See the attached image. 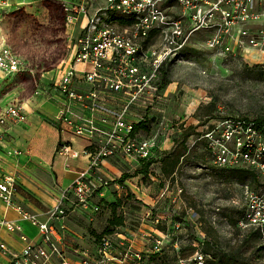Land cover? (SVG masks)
<instances>
[{
	"label": "built area",
	"instance_id": "built-area-1",
	"mask_svg": "<svg viewBox=\"0 0 264 264\" xmlns=\"http://www.w3.org/2000/svg\"><path fill=\"white\" fill-rule=\"evenodd\" d=\"M81 1L75 6L63 5L67 11L66 24L76 19L78 7L85 16L82 28L71 40L68 62L51 77L40 74L43 78L36 80L34 94L57 104L51 119L60 135L56 154L64 166L68 167L71 160L81 156L85 157V165L59 191L55 202L42 214L43 219L15 202L14 174L0 175V201L21 220L35 226L39 234L38 240H30L18 223L1 217L0 227L17 232L22 242L21 248L14 250L0 240V252L7 258L6 264H48L52 259L59 264H71L61 250L68 215L75 209L98 212L100 202L93 201L95 196L114 184L125 187L103 174V160L120 155L147 162L154 155L157 144L153 137L146 135L142 125H147L157 104L166 100V92L160 88L162 63L170 52L182 46L185 34L203 35V49L214 56L240 57L247 62L264 64V0ZM11 3L14 1L0 0V8ZM174 4L180 6L179 12L176 17H170L169 9ZM156 35L163 37V41L152 43ZM30 70L12 47L0 43V81ZM23 104L0 100V148H5L7 154L21 153L16 147H7L5 133L11 125L26 120ZM238 124L239 132H256L252 124L242 120ZM228 134L225 133L226 138ZM73 139L82 140V146L75 147ZM242 139L234 137L235 146L240 156L250 158L245 150L251 143ZM217 156L219 162L226 159L223 154ZM250 208L243 217L245 225L256 229L264 226V211L255 204ZM173 227L177 229L178 225ZM172 234L173 231L163 237ZM113 237L114 233L101 234L95 242L94 256L82 254L77 264L124 263L126 259L141 262L142 252L134 250L131 244L115 253ZM164 240L154 238L151 250L162 249ZM206 255L198 249L192 258L196 264H202Z\"/></svg>",
	"mask_w": 264,
	"mask_h": 264
},
{
	"label": "rangeland",
	"instance_id": "rangeland-1",
	"mask_svg": "<svg viewBox=\"0 0 264 264\" xmlns=\"http://www.w3.org/2000/svg\"><path fill=\"white\" fill-rule=\"evenodd\" d=\"M81 2L22 0L0 8V43L12 47L31 69L1 84L0 96L19 103L29 99L31 113L47 112L46 102L31 95L36 80L43 78L40 74L51 77L68 62L76 30L66 24L63 5ZM179 8L170 6L169 16L176 17ZM78 11L75 14L81 15ZM184 37L182 46L162 63L160 88H166L165 75L166 100L142 125L156 144L167 136L171 148L156 152L149 162L134 161L122 168L153 200L146 221L154 231L147 236L140 264H196L192 256L198 249L207 254L202 264H264V226H246L243 218L253 204L264 211V64L214 56L203 49V35ZM162 41L160 35L153 36L152 43ZM241 120L256 132H239ZM240 136L251 143L245 150L250 158L239 155L233 138ZM219 154L224 162L216 159ZM11 172L20 189L33 184L25 169ZM118 205L140 212L143 201L132 195ZM135 214L124 215L120 208L114 216L136 230L141 219ZM105 231L102 227L95 238ZM159 237L165 239L162 249L152 251L153 239Z\"/></svg>",
	"mask_w": 264,
	"mask_h": 264
},
{
	"label": "crops",
	"instance_id": "crops-1",
	"mask_svg": "<svg viewBox=\"0 0 264 264\" xmlns=\"http://www.w3.org/2000/svg\"><path fill=\"white\" fill-rule=\"evenodd\" d=\"M13 1L16 2V0ZM84 21L85 16L81 14L77 15L76 19L71 24L67 23V25H71L72 30H76V35L80 28H82ZM18 74H14L0 81V85L3 83L5 84L7 79ZM164 90H169L168 82ZM31 97L36 100H44V102H46L47 112H42L43 115H41V113H31L32 110L28 103L29 99L20 101L24 103L26 120L8 127L5 133V140L7 147H16L21 153H17L16 155L7 154L5 148H0V175L12 173V170L18 171L25 169L27 172H30L28 173L30 177L29 181H32L33 184L28 183V185L23 186L21 189L19 188V181L14 174L18 186L14 200L24 209L31 213L34 212L39 214V217L43 219L42 214H44V211L55 202L59 191L66 188L73 181L76 172L84 167L85 157L81 156L80 158L71 160L68 167L64 166L62 158L56 154L60 135L55 123L51 119L56 112L57 104L50 102V100L45 99L41 95L36 96V94H33ZM0 100L1 102H7L6 95L0 96ZM41 105L42 104L39 103L40 109L42 108ZM169 140L167 136L162 137L160 144H157L154 149L153 157H155L156 152L170 150L171 142ZM73 143L75 147L80 148L83 141L73 139ZM153 157L150 160H152ZM130 162H134V160H129L127 157L120 155L111 156L103 160L101 164V171L103 174L110 178V180L122 179L121 182L125 184V187L118 188L114 184L102 190L100 196H95L93 201L100 202V209L98 212L90 213L82 209H75L66 218V228L62 232L63 243L61 250L71 264H77L82 254H86L89 257L94 256L96 249L95 233H99L102 227L108 226L109 219L114 216L115 212L120 208L123 210L124 215L130 216L134 213L140 215L141 221L136 230L128 228L125 220H123V223L120 225L110 226L112 228V233H114L113 251L119 253L123 251L124 245L127 244H131L136 251L142 253L147 251V249H144L149 241L147 236L152 235L150 231H154V228L150 224H147L146 213L149 202L153 203V200L148 194H145L144 191L139 190V185L136 183L135 176L122 174L124 173V170H122L123 166ZM40 173L43 174V178ZM132 195L143 201L140 212L131 210L127 205H121L120 207L118 205L119 201H124V199L126 201L127 198ZM104 204L105 208L102 207ZM3 216L18 223L23 233H25L30 240L36 241L39 239V234L35 226L31 225L28 221L21 220L14 210L5 208L0 201V218ZM144 221H146V223H144ZM150 221L153 222V220ZM89 227H91V231L88 230ZM0 240L7 243V245L14 250H19L22 246L18 233L10 232L4 227H0ZM6 263L7 258L0 252V264ZM137 263L140 264L136 260L126 259L124 263L113 261L109 264ZM48 264L59 263L58 260L52 259Z\"/></svg>",
	"mask_w": 264,
	"mask_h": 264
},
{
	"label": "trees",
	"instance_id": "trees-1",
	"mask_svg": "<svg viewBox=\"0 0 264 264\" xmlns=\"http://www.w3.org/2000/svg\"><path fill=\"white\" fill-rule=\"evenodd\" d=\"M164 77V81L166 80V83L165 84H167V79L165 78L166 76L164 75L163 76ZM163 77H162V79H163ZM162 80H161V82H160V85H162ZM169 153V152H168ZM121 180L122 179H118L117 181H119V182H121ZM120 224H122V218L121 217H116V216H112L110 219H109V221H108V226H106V231H105V233L104 234H108V233H112V229H109L108 227L109 226H115V225H120ZM101 236V235H100ZM99 236V237H100ZM98 237V238H99ZM98 238H96V241L98 240Z\"/></svg>",
	"mask_w": 264,
	"mask_h": 264
}]
</instances>
